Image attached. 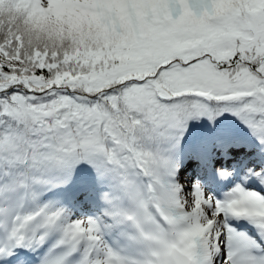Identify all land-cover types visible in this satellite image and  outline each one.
Here are the masks:
<instances>
[{"label": "snow or ice", "instance_id": "6c2138e0", "mask_svg": "<svg viewBox=\"0 0 264 264\" xmlns=\"http://www.w3.org/2000/svg\"><path fill=\"white\" fill-rule=\"evenodd\" d=\"M0 264H264V0H0Z\"/></svg>", "mask_w": 264, "mask_h": 264}]
</instances>
